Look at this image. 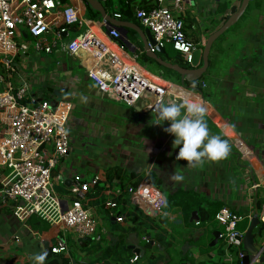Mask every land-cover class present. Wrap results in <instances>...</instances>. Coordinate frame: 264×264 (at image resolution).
Returning a JSON list of instances; mask_svg holds the SVG:
<instances>
[{
  "label": "crops",
  "instance_id": "1",
  "mask_svg": "<svg viewBox=\"0 0 264 264\" xmlns=\"http://www.w3.org/2000/svg\"><path fill=\"white\" fill-rule=\"evenodd\" d=\"M142 1L145 0H125L133 12L143 5ZM223 1L230 4L226 12L221 11ZM85 2L67 0L65 3L80 8L96 36L124 58L131 59L135 53L145 52L143 40L133 28H126L127 37L120 40L127 42V49L114 47L104 20L101 16H92ZM241 2L190 0L185 3L183 15L188 38L192 42L197 39L203 47L208 37L224 24L232 6L240 7ZM192 10H196L195 16ZM263 10L264 4L261 10H252L253 31L246 38L248 43L239 57L234 59L237 54L233 50L226 55L233 42L230 37L215 41L208 68L198 80L204 86L173 83L147 70L151 78L169 86L172 96L166 103H178L179 96L203 105L209 133L219 135L230 146L227 158L205 159L195 167L187 165L184 159H176L179 148L172 149L174 137L164 131L168 122L154 124L156 114L145 112L139 106L134 107L135 115L104 114L112 111L103 102L106 94L88 77L86 66L90 61L83 51L71 58L60 50L37 53L30 48L21 56L18 72L13 77L15 88L26 83L31 98L52 102L68 100L74 105L69 122L71 150L54 170L55 189L68 207L74 200L72 178L75 174L86 181L102 175L98 186L91 188L83 202L98 220L101 243L67 231L68 254L53 255L50 247L63 232L59 225L36 215L20 222L10 207H2L0 264H33V256L44 249L48 252L45 264H54V260L61 262L62 258L74 264H122L132 254L130 259L139 256V264H243L242 243L232 246L221 238L214 243L215 232H223L224 227L213 216L223 207L240 213L246 217L243 220H249L245 232L256 211L260 219L264 217V34L259 31L264 23ZM210 14L208 24L206 17L210 18ZM119 20L146 29L137 20L122 17ZM215 21L216 25L210 27ZM197 25L198 30L201 28L199 33L194 29ZM85 30V25L76 26L65 36L73 38ZM120 30L123 34L124 30ZM47 37L51 39L52 34ZM202 65L200 58L198 67ZM174 174L183 179H173ZM110 175L114 176L112 181L107 179ZM151 175L167 201L164 210L158 213L135 203L128 192L129 187L150 180ZM117 191L118 207L107 209L104 203L115 198ZM203 215L209 218L206 222L200 220ZM117 216H122L123 221H117ZM40 220L45 224L41 225ZM255 242L264 247V233L256 236Z\"/></svg>",
  "mask_w": 264,
  "mask_h": 264
},
{
  "label": "built area",
  "instance_id": "2",
  "mask_svg": "<svg viewBox=\"0 0 264 264\" xmlns=\"http://www.w3.org/2000/svg\"><path fill=\"white\" fill-rule=\"evenodd\" d=\"M156 1L157 6L149 9L137 7L136 19L150 30L157 46L164 48L171 44L192 63L196 47L187 36L183 15L184 4L190 0ZM192 12L195 14L196 10ZM113 17L120 19L121 14L115 12ZM103 24L113 46L124 49L120 43L124 38L121 30L105 20ZM72 25H85L86 30L67 38ZM25 34L31 39H25ZM48 34H52L51 39ZM30 48L37 53L60 50L71 58L83 51L90 61V66H86L88 77L110 100L139 106L151 114H156L154 106L171 98L170 88L144 74L147 70L138 62L137 54L126 59L100 40L75 5L63 0H0V67L4 72L0 74V82L5 85L0 91V208L10 207L20 222L36 215L59 225L63 232L50 252L65 255L69 252L67 231L80 237L101 238L98 220L83 203L100 180V174L88 181L75 174L73 204L64 206L55 189L53 171L71 150L69 122L74 105L68 100L31 98L26 83L15 88L13 77L18 72V59ZM128 192L135 203L158 212L165 208L162 191L149 180L129 187ZM118 195L119 191L104 206L116 208ZM244 218L227 207L220 209L216 215L224 227L220 238L229 245L241 244L243 232L237 230V225ZM117 221L122 222L123 217L117 216ZM240 256L243 258L242 253ZM138 262L139 256L135 255L131 264Z\"/></svg>",
  "mask_w": 264,
  "mask_h": 264
},
{
  "label": "clouds",
  "instance_id": "3",
  "mask_svg": "<svg viewBox=\"0 0 264 264\" xmlns=\"http://www.w3.org/2000/svg\"><path fill=\"white\" fill-rule=\"evenodd\" d=\"M179 102L160 103L153 107L156 113L154 124L163 125L166 133L171 134L172 149L179 148L176 159H184L193 167L202 165L204 160L218 161L227 158L231 149L226 140L219 135H211L205 122L206 110L203 105L177 97ZM179 181L183 177L173 175ZM48 256L46 249L33 256V264H45Z\"/></svg>",
  "mask_w": 264,
  "mask_h": 264
},
{
  "label": "water",
  "instance_id": "4",
  "mask_svg": "<svg viewBox=\"0 0 264 264\" xmlns=\"http://www.w3.org/2000/svg\"><path fill=\"white\" fill-rule=\"evenodd\" d=\"M84 1H86V3H88L95 11H97L100 14L101 18L108 22V24L117 26L118 28H122L124 30V37H127L126 28L135 29L143 40L146 55L154 59L160 65L178 72L180 74L182 85H185L186 81H196L202 77L203 73H205L208 68L209 56L213 44L221 35H223L227 30H229L234 24L239 21V19L248 9L251 2V0H242L240 7L232 6L230 10V16L218 30L213 32L208 37L204 48L202 50L199 49L194 51V58L191 63L192 67H184L179 64L167 62L158 55L159 53H162L164 51V48L156 45V42L149 29L146 28L144 30L135 23L116 19L106 11L104 5L99 0ZM24 36L27 37L28 35L25 34ZM129 44H131V42ZM200 58H202L203 65L198 67ZM198 85L203 86L204 83L202 81H199ZM153 212L158 213V211L156 210H154ZM259 230L260 217L258 211H256L255 215L250 221L248 229L243 234V237L239 238V240L243 244V250L241 251V253L243 254V264H264V247H262L260 244H256L255 242V235L258 234ZM219 238L220 232H215L214 243H216Z\"/></svg>",
  "mask_w": 264,
  "mask_h": 264
},
{
  "label": "trees",
  "instance_id": "5",
  "mask_svg": "<svg viewBox=\"0 0 264 264\" xmlns=\"http://www.w3.org/2000/svg\"><path fill=\"white\" fill-rule=\"evenodd\" d=\"M99 1L102 2V4L104 5L105 9L107 10V12L109 14H111L112 16L114 15L115 12H118V13L121 14L122 19L137 20L136 17H135V13L132 10L131 5H129V3H126L125 0H105V1L99 0ZM252 1L253 0H251V2ZM63 2L65 3V2H67V0H63ZM251 2L249 4V7L253 4V5L256 6L255 8L257 10H261L262 7H263V4H264V0H257V3H256V0H254V2L252 4H251ZM140 3H142L143 5H141L139 7H142V8H145V9H149V8H152V7L157 6V1L156 0H145V1H142ZM144 3H145V5H144ZM85 4H86L87 9L92 14V16H94L95 18L96 17H100V14L97 11H95L88 3L85 2ZM114 6H115V9L113 11H111L110 9L113 8ZM229 6H230V4L228 2H224L223 1V3H221V5H220L221 11L226 12L229 9ZM229 16H226L225 19H228ZM137 22L140 23L138 20H137ZM74 27H76V26H73L72 25V26H69L68 29L70 30V29H72ZM120 43L127 49V47H128L127 46V42L122 41ZM193 43L199 49H203L204 48V44H203V47H202L198 43V40L197 39H196V41H193ZM137 56H138L137 60L139 61V63L142 66L145 67L146 70H149L150 72H152L155 75L161 76L165 80H169V81H171L173 83H180V81H181L180 74L178 72H176L175 70L160 65L154 59H152L149 56H147L145 52L143 54H141V55H138L137 54ZM160 56H161V58L163 60H165L167 62L174 63V64H179V65L184 66V67H192V64L189 63V62H187V60H185V58L181 54V52H179L178 50H176L171 44L166 45L164 47V51L160 54ZM0 73H4L3 72V69L1 67H0ZM197 82H198V80H196V81H186L185 82V86L186 85H189V86H194L195 85L197 87H200ZM112 178H114L113 175L107 176V179H109V181H112ZM101 179H102V175L100 174V180H98V182H97V184H96L95 187L98 186V184L101 181ZM149 181L153 185L159 187V185L156 183L153 175L150 176V180ZM117 203H118V200H117ZM259 206H262V205L259 204ZM219 211L220 210L218 209L216 212L218 213ZM215 213H214V216L213 217H215V219H216L217 213L216 214ZM207 219H209V218H207L206 215L200 216L201 222H206ZM248 221L249 220L245 219V220L242 221V224L239 222L238 225H237V230H239V231H241V232L244 233L245 232L244 230H245V227H246V224L248 223ZM40 223H41V225H44L45 224V222L42 221V220H40ZM263 233H264V217H261V219H260V230H259L258 234L255 235V238H256V236L262 235ZM90 238L92 240L97 241L99 244L101 243V238L99 240H97V239H95L93 237H90ZM232 246H234V245L232 244ZM132 256H133V254L132 255H128L126 257V259L122 260L123 261L122 264H129V261H130V264H131V259L130 258ZM53 263L54 264H59L60 262L54 260ZM62 264H70V260L69 259H66V258H62Z\"/></svg>",
  "mask_w": 264,
  "mask_h": 264
},
{
  "label": "rangeland",
  "instance_id": "6",
  "mask_svg": "<svg viewBox=\"0 0 264 264\" xmlns=\"http://www.w3.org/2000/svg\"><path fill=\"white\" fill-rule=\"evenodd\" d=\"M254 2V0L251 2V4ZM192 5L194 7H196V3L194 1L191 2ZM116 5V4H115ZM256 6L255 5H251L248 10L244 13V15L239 19V21L234 24L229 30H227L223 35H221L219 38H218V41L217 42H220L221 40L225 39V38H231V40L233 41L231 44H229V47L231 48L230 51L227 49V56H228V52L230 54V52L233 50V52H235V54H237L235 58L239 57L242 53V50H243V47L248 43L246 40V38L250 35V32L253 31V28H252V25L250 24V20H251V17L250 16H254V9ZM192 8V7H191ZM115 9V6L113 8H111L110 10L113 11ZM191 10V9H190ZM253 10V11H252ZM263 15H264V10L262 11ZM194 16L196 14H193ZM201 15V13L199 14V16ZM258 15H260V12H258ZM253 19V18H252ZM206 20H207V23L209 24V22H211V14H210V18L209 16L206 17ZM216 25V21L213 23V25H209L210 27L213 28V26ZM200 27V26H199ZM198 25L194 27L195 30H198L199 29ZM244 27V28H243ZM210 29V28H209ZM201 31V28L200 30H198L197 33H199ZM259 31H263V34H264V23H261V26H260V30ZM207 35V34H206ZM218 44V43H217ZM226 49V48H225ZM225 59V63H226V66L228 65V60H227V57L224 58ZM149 71V70H148ZM152 73V72H151ZM1 74V73H0ZM154 76V75H153ZM167 87V86H166ZM5 88V85L3 83L0 82V91H2L3 89ZM105 95V94H104ZM106 96V95H105ZM104 96V97H105ZM172 96V95H171ZM170 96V97H171ZM103 102L105 104V107L107 108H110L112 112H106L104 111V114H110V113H119V115H123V114H133L135 115L134 112L135 109L134 107L132 106H128L126 103L124 102H117V101H113V100H110L107 96L105 98H103ZM104 108V109H106ZM137 113V112H136ZM100 113H98L99 115ZM56 175V171L53 172V176ZM140 184V183H139ZM138 184V185H139ZM137 185V186H138ZM136 187V186H135ZM155 188L158 189V187L154 186ZM57 192V191H56ZM163 193V192H162ZM58 194V192H57ZM164 195V194H163ZM165 197V196H164ZM166 199V198H165ZM167 202V201H166ZM167 204V203H166ZM166 207V205H165ZM164 210V209H163ZM162 210V211H163Z\"/></svg>",
  "mask_w": 264,
  "mask_h": 264
},
{
  "label": "bare ground",
  "instance_id": "7",
  "mask_svg": "<svg viewBox=\"0 0 264 264\" xmlns=\"http://www.w3.org/2000/svg\"><path fill=\"white\" fill-rule=\"evenodd\" d=\"M144 74H145L146 76H149V75L147 74V72H146V71H144Z\"/></svg>",
  "mask_w": 264,
  "mask_h": 264
}]
</instances>
